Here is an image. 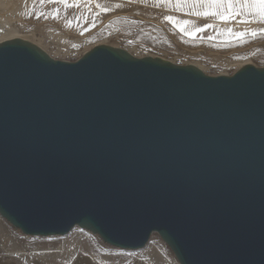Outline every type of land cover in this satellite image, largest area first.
I'll list each match as a JSON object with an SVG mask.
<instances>
[{
  "label": "water",
  "instance_id": "1",
  "mask_svg": "<svg viewBox=\"0 0 264 264\" xmlns=\"http://www.w3.org/2000/svg\"><path fill=\"white\" fill-rule=\"evenodd\" d=\"M0 215L180 264H264V67L231 75L97 44L0 41Z\"/></svg>",
  "mask_w": 264,
  "mask_h": 264
},
{
  "label": "rangeland",
  "instance_id": "2",
  "mask_svg": "<svg viewBox=\"0 0 264 264\" xmlns=\"http://www.w3.org/2000/svg\"><path fill=\"white\" fill-rule=\"evenodd\" d=\"M114 8L126 13L114 15ZM14 37L68 61L109 44L141 58L193 64L209 75H231L247 63L264 67V20L204 17L175 0H0V41ZM0 221L2 264H180L157 233L145 248L128 251L79 227L65 236L24 239L1 215Z\"/></svg>",
  "mask_w": 264,
  "mask_h": 264
},
{
  "label": "crops",
  "instance_id": "3",
  "mask_svg": "<svg viewBox=\"0 0 264 264\" xmlns=\"http://www.w3.org/2000/svg\"><path fill=\"white\" fill-rule=\"evenodd\" d=\"M191 5H194V7L199 10H201V13L204 17H242L243 19L247 20H264V16L260 14V12L255 8L250 7H241L238 4H234L231 8L229 7H209L207 4H195L192 3L191 0L188 2ZM114 15H119L121 13H126L125 10L121 8H114ZM211 13H218L216 15H212ZM21 235V233H20ZM0 264H2V256H0Z\"/></svg>",
  "mask_w": 264,
  "mask_h": 264
},
{
  "label": "snow or ice",
  "instance_id": "4",
  "mask_svg": "<svg viewBox=\"0 0 264 264\" xmlns=\"http://www.w3.org/2000/svg\"><path fill=\"white\" fill-rule=\"evenodd\" d=\"M43 2V0H42ZM67 3V0H62ZM162 2H173V0H162ZM176 3H187L189 0H175ZM195 4H207L209 7H229L231 8L234 4H238L241 7H250L257 9L262 16H264V0H191ZM216 15L218 13H211ZM223 18V17H222ZM171 19V17H169Z\"/></svg>",
  "mask_w": 264,
  "mask_h": 264
},
{
  "label": "built area",
  "instance_id": "5",
  "mask_svg": "<svg viewBox=\"0 0 264 264\" xmlns=\"http://www.w3.org/2000/svg\"><path fill=\"white\" fill-rule=\"evenodd\" d=\"M30 35H33V38H35V39L37 38L36 33H34V32H32V34H30ZM5 235H6V230L0 221V247H5V244H6ZM22 237L24 239H29L31 236L22 234Z\"/></svg>",
  "mask_w": 264,
  "mask_h": 264
},
{
  "label": "trees",
  "instance_id": "6",
  "mask_svg": "<svg viewBox=\"0 0 264 264\" xmlns=\"http://www.w3.org/2000/svg\"><path fill=\"white\" fill-rule=\"evenodd\" d=\"M19 233H21V232H19ZM21 235H22V233H21ZM106 244V243H105ZM108 245V244H107ZM110 246V245H109ZM112 247V246H111Z\"/></svg>",
  "mask_w": 264,
  "mask_h": 264
}]
</instances>
